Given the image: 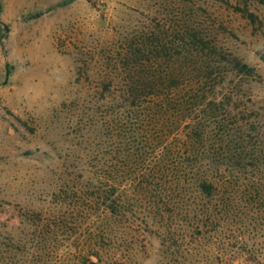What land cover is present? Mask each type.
Instances as JSON below:
<instances>
[{
  "label": "rangeland",
  "instance_id": "rangeland-1",
  "mask_svg": "<svg viewBox=\"0 0 264 264\" xmlns=\"http://www.w3.org/2000/svg\"><path fill=\"white\" fill-rule=\"evenodd\" d=\"M89 262L264 264V0H0V264Z\"/></svg>",
  "mask_w": 264,
  "mask_h": 264
},
{
  "label": "trees",
  "instance_id": "trees-1",
  "mask_svg": "<svg viewBox=\"0 0 264 264\" xmlns=\"http://www.w3.org/2000/svg\"><path fill=\"white\" fill-rule=\"evenodd\" d=\"M237 69L239 72H245V70H247L246 66L240 64H237ZM170 76H172V81L168 86L164 85L157 87L158 85L153 84V82L150 81V76H148L149 83L143 84L140 87L143 90L149 89L152 93L160 89L162 94L160 97L162 98H159L160 102L159 105H157L158 110L157 113L153 115L152 121L155 122V127L160 126L159 138L161 136L168 137L174 134L175 144L172 145H174L177 151H181L183 148L185 151L190 145L189 143H194L203 136V132L199 128L195 127L191 130L189 129V124L188 126L184 124L188 117H190L192 111H196V109L200 107L199 104L202 103L205 98L199 96L200 93H202L200 88H192L189 82L183 83V81H180L181 78L184 77V73L181 70H172ZM134 88L137 87H130L131 92ZM180 129L182 130L179 134ZM199 188L209 192L213 189V186L209 182H206V180H202V182L199 183ZM89 263L96 264L93 262Z\"/></svg>",
  "mask_w": 264,
  "mask_h": 264
}]
</instances>
